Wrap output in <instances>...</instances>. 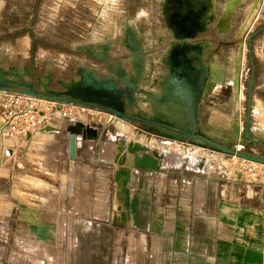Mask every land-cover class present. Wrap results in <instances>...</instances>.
Masks as SVG:
<instances>
[{
  "label": "rangeland",
  "instance_id": "rangeland-1",
  "mask_svg": "<svg viewBox=\"0 0 264 264\" xmlns=\"http://www.w3.org/2000/svg\"><path fill=\"white\" fill-rule=\"evenodd\" d=\"M167 1L0 0V21L4 26L6 25L7 30L13 27L16 35L18 32L16 30L28 26V20L31 30L29 45L23 43L22 39L11 40L9 37L7 40L0 39V43L1 41L13 42L15 50L19 52V55L14 56L15 62L20 65L21 50L27 49L30 53V66H90L98 73L102 72L103 67L109 66L111 80L120 78L122 79L120 80L121 85L131 86L138 74L136 68L139 67L133 66L135 64L132 55L135 52L133 43L136 37L142 36V32L147 34L145 50L149 52L150 47L147 46V43L153 42L158 36L169 37L168 34L172 33L174 28L183 32L184 35L204 28L203 15L205 11L207 12L208 7L206 3L203 5V1H201L199 4L197 2L199 0H173V6L167 7L169 6L166 4ZM228 1L223 0V2ZM223 2L221 1V4ZM263 7L264 0H235L232 12H229L226 5L223 4L217 8V15L222 19H227V22L222 23V28L223 30L231 29V36L232 32L238 30L239 33L248 32V37L251 39L264 26V21L252 23V14L255 17ZM168 10L170 12L167 15L166 11ZM260 14L264 15V11ZM228 16H232V21L226 18ZM168 17L175 20L176 27H173ZM201 23L202 26H200ZM211 27V23L206 24V30L209 31ZM231 36L222 38L223 42H227L228 45H230V41L235 42ZM151 48L157 49L156 46ZM256 48L255 46L254 52L260 54L259 56L261 54L264 56V48L262 46ZM163 49L166 50L167 47ZM247 49L246 44L244 50ZM119 58L127 70L125 74L116 70ZM180 67L144 66L141 75L145 80L144 83L148 86L154 85V88L157 87L156 84L160 86L161 80L182 78L183 74L184 77H198L196 66H183L182 70ZM262 67L264 68V66ZM243 68L241 81L239 80L240 70L237 82L234 81L236 73L231 72L227 79H222L215 92L219 111H224L226 118L233 125L237 124L239 119V109L236 111L237 115L232 109H237L238 101L242 99L240 104L242 130L238 129L237 132L235 130L234 133H231L232 131L224 132L222 127L214 123H210L208 126L200 125L198 119H191L186 122V125L179 126L177 119L163 115L150 120L195 134L200 132L199 135L208 139L251 154L250 149L253 146L247 140L243 130L244 102L247 99L251 71L248 66H243ZM192 88L193 93L189 91L187 98L193 106L199 95H197V87L192 86ZM257 93L264 95V81L258 87ZM94 103L105 105L100 100ZM234 103H236L235 107ZM65 104L71 108L72 116L76 120L81 119L85 123L92 120L96 122L97 126H100L103 121L110 124L109 130L113 134L112 141L107 143L103 136L99 150L104 156L117 151V155H113L110 160L116 163L123 160L122 156L118 155L121 153L118 150H120L119 145L122 141H126V148H130L129 144H134V142L144 148L132 151L133 157L137 153L157 155L158 162L151 165L157 170L159 177L157 205L153 206L151 214L153 229L148 226L142 230L138 228L124 230L120 227L124 221L123 215L115 213L108 216L105 222H109L110 225L105 226L102 224L103 219H99L100 215L95 214L96 217H92L91 214L83 213L88 207L102 206L106 200L105 192L99 193L97 190L92 192L89 185H86V179L100 177V173L96 174V170H93L92 166H85L79 168L77 173V230L71 232L55 230V235H57L55 240L50 243L40 240L44 239L43 224L45 222H56V226H60L56 221L59 215L56 213L52 215V212H57L64 207V200H61L62 202L60 199L54 198L45 200L36 191L22 193V191H26L23 188L30 186L38 188V185L34 181L31 182L29 175H33L32 171L24 167L21 159L18 158L20 155L16 154L13 158L10 151L2 148L0 138V264H181V255H175L172 246H186L191 247L190 250L194 249L192 243H180L177 239L172 238L175 234V229H173L174 220L177 217L175 213L184 207L185 195L183 192L187 186V180L207 175L223 179L233 178L235 175H240L244 180L263 179V163L223 152L197 139L184 137L186 140H182V135L167 129L129 121L98 108L80 104ZM219 111H217L218 115ZM144 119L148 120L149 118ZM62 120L68 124L71 123L68 118ZM133 128L135 129L133 130ZM134 132L136 136H133ZM9 141H15L18 144L22 140L19 142ZM253 148L258 156L264 152L261 146ZM138 164L148 165V163ZM248 166L252 170L246 169ZM12 173L17 178L15 184L20 189V194H26L23 199L25 201L14 202L13 205L11 200L5 199L7 188L11 189V183L6 182V176L7 174L8 176L12 175ZM167 177L168 179H166ZM98 193L101 194V197ZM7 202H10V205ZM29 204L33 206L31 209L24 206ZM131 217L132 215H130ZM30 219L33 220L32 223H29ZM60 237L72 238V244L59 243ZM73 238L76 239V242L73 241ZM194 251L197 252L195 249ZM182 257L185 258V255Z\"/></svg>",
  "mask_w": 264,
  "mask_h": 264
},
{
  "label": "crops",
  "instance_id": "crops-1",
  "mask_svg": "<svg viewBox=\"0 0 264 264\" xmlns=\"http://www.w3.org/2000/svg\"><path fill=\"white\" fill-rule=\"evenodd\" d=\"M172 1H167L166 4L169 5L167 7L173 6ZM201 1L203 5L206 3L208 6L207 12L205 11L203 15L202 30L184 35L183 32L174 28L173 32L168 34L169 37L158 36L153 42L147 43L150 47L149 52L145 50L147 34L142 32L141 37L135 38L133 66L139 67L136 68L138 74L131 86L121 85L120 78L111 80L109 66L103 67L101 73L90 66H30V53L27 49L21 50L20 65L15 62L14 56L19 55V52L15 50L13 42L1 41L0 87H34L40 92L56 93L85 102L94 103L100 100L103 104L121 108L134 117L139 116L150 120L163 115L177 119L179 126L186 125V122L191 119H198L200 125L208 126L222 119L228 121L224 111H219L217 106L215 92L219 83L222 79H227L231 72L236 73L234 76L236 81V77L239 78L237 75L239 70L241 81L243 66H248L251 71V80L248 82L247 99L244 102L243 130L252 146H261L264 151V95L257 93L258 87L264 81L262 67L264 56L254 52L255 46L264 48V26L251 39L248 37V32L239 33L238 30L232 32L231 36V29L223 30L222 23L227 22V19L217 15V8L224 4L227 10L232 12L235 0H227L228 2L199 0L197 2L200 4ZM263 11L264 7L260 13ZM168 12L170 10L166 11L167 15ZM260 13L255 17L252 14V23L264 21L262 20L264 15ZM226 18L232 21V16ZM168 19L173 27H176L175 20L170 17ZM27 23L28 26L16 30L18 32L15 35L13 27L7 30L6 25L4 26L0 21V39L18 38L29 45L30 21L28 20ZM207 23L212 25L209 31L206 30ZM228 35L235 39V42H229L230 45L222 39L227 38ZM246 44L248 49L245 51ZM152 46H156L157 49L153 50ZM189 47L196 50L191 51ZM241 53L242 58L239 64ZM119 59L116 70L125 74L127 70L123 67L125 65L122 64L121 58ZM144 66H181V70L183 66H196L198 77L189 78L184 77L183 74L182 78L161 80L160 86L156 84L157 87L154 88V85L148 86L144 83L145 80L141 75ZM237 66H240L238 71ZM192 86L197 87V95H199L193 106L187 98L189 91L193 93ZM241 101L242 99L238 101L237 109H232L235 115L238 114L236 111L239 109V119L235 118L237 124L233 125L228 121L229 125L226 127L218 125L224 132L234 133L235 130L236 132L238 129L242 130ZM235 105L236 103L234 107ZM217 111L220 112L219 115ZM87 122L97 127V135L95 138L77 136L74 159L69 158L68 155L69 132L66 129L68 123L62 119L55 121L57 132L42 130L27 135L17 148L14 147L15 141L7 142L12 148L11 156L14 158L16 154L20 155L18 158L21 159L24 167L32 171L33 175H29L31 182L34 181L38 185V188L22 187L26 190H21L22 193L36 191L45 200L51 198L60 199V202L64 200V207L57 212H52V215L53 213L59 215L56 221L60 226L57 227L56 222L43 224L45 235H43L44 239L40 240L44 242L50 243L57 238L55 230L69 232L77 230V173L79 168L85 166H92L96 174L100 173V177L86 179V185H89L92 192L94 190L99 193L105 192L106 200L102 206L88 207L83 213L91 214L92 217H96L95 214L100 215L99 219H103L102 224L105 226L110 225L109 222H105L108 216L115 213L123 215L124 221L120 227L124 230L136 228L142 230L148 226L153 229L151 214L153 206L157 205L159 179L157 170L138 165L136 156L133 157L130 151L119 153V157L122 156L123 160L117 163L110 160L113 155H117V151L105 156L101 154L99 150L102 137L104 136L107 143L112 141L110 124L103 121L100 126H97L95 121ZM133 136H136L135 132ZM253 147L250 149L253 152L251 154L256 155ZM259 157H264V152ZM14 175L12 173L6 176V182L11 183V189L7 188L5 199L11 200L12 205L14 202L25 201L23 199L26 196V194H20V189L15 184L17 178ZM186 183L187 186L183 192L184 207L175 213L177 216L173 225L175 234L172 238L180 243H192V248L194 247L197 252L195 253L194 249L190 250L191 247L172 246L174 254L181 255V264H263L264 176L262 180H244L237 175V178L232 180L207 175L193 177ZM7 204L10 205V202ZM24 206L28 209L33 207L30 204ZM130 215H132L131 218ZM32 222L33 220L30 219L29 223ZM73 241L76 242V239L73 238ZM58 242H63V245L72 244V238L60 237ZM184 255L185 258L182 257Z\"/></svg>",
  "mask_w": 264,
  "mask_h": 264
},
{
  "label": "built area",
  "instance_id": "built-area-1",
  "mask_svg": "<svg viewBox=\"0 0 264 264\" xmlns=\"http://www.w3.org/2000/svg\"><path fill=\"white\" fill-rule=\"evenodd\" d=\"M0 117L2 118L0 124L2 148L10 152L12 148L7 144L9 140L19 142L27 135L45 130L47 127H51L48 130L57 132L58 128L55 127L57 119L68 118L71 123L76 121L72 116L71 108L65 103L59 106L58 101L12 90H0ZM100 119L99 117L98 120ZM182 142L185 143V141ZM19 146V143L15 142L14 147ZM246 169L252 170L250 166ZM236 178L237 175L230 179L235 180Z\"/></svg>",
  "mask_w": 264,
  "mask_h": 264
},
{
  "label": "water",
  "instance_id": "water-1",
  "mask_svg": "<svg viewBox=\"0 0 264 264\" xmlns=\"http://www.w3.org/2000/svg\"><path fill=\"white\" fill-rule=\"evenodd\" d=\"M0 90L18 91V92H22V93H29V94H33V95H36V96H39V97L52 99V100L58 101L59 102V106H61V103H70V104H80V105H84V106L98 108V109H101V110H105V111L111 112V113H113L115 115H118V116H120V117H122V118H124L126 120L133 121V122H140V123H145V124L161 127L163 129H167L169 131H172L174 133L182 135L183 137H187V138H191V139H197V140H200L202 142H205L208 145H210L211 147H213L215 149H218V150H221L223 152H227V153L233 154V155H235L237 157H240V158H243V159H246V160L256 161V162H260V163L264 164V157H259V156L253 155V154L240 152L238 150L232 149V148H230L228 146H225L223 144L215 142V141H213L211 139H208V138H206V137H204L202 135L192 133V132H190L188 130H183L181 128L170 126L168 124L161 123V122H158V121H155V120H147V119L131 116V115L127 114L123 109L117 108V107H114V106L99 105V104H95V103L85 102V101L77 100V99H74V98L64 97V96H61V95L56 94V93L40 92V91L36 90L34 87H30V88H27V89H25V88H14V87H0ZM48 129H51V127L45 128V130H48ZM66 129L69 132L68 155H69V158H71V159H74L76 157L77 136L81 135L84 138H95L96 135H97V132H98L97 131V127H95V126H93V125H91L89 123L86 124L85 122H82L80 120H76L73 123H69L67 125ZM88 132H90L91 135H89ZM138 148L144 149L141 146H139ZM135 150H137V149H135V148L134 149H131V148L127 149V151H130V152L135 151ZM151 165H154V164H150V165L149 164L148 165L143 164L142 166L154 168ZM263 264H264V251H263Z\"/></svg>",
  "mask_w": 264,
  "mask_h": 264
},
{
  "label": "bare ground",
  "instance_id": "bare-ground-1",
  "mask_svg": "<svg viewBox=\"0 0 264 264\" xmlns=\"http://www.w3.org/2000/svg\"><path fill=\"white\" fill-rule=\"evenodd\" d=\"M205 14V13H204ZM193 47V46H192ZM192 47H189V49L191 50V51H195L196 49H193ZM241 55H242V53L240 54V56H239V64H240V62H241ZM240 66H237V71H238V68H239ZM238 73V72H237ZM238 75V74H237ZM238 80V77H236V81ZM80 121H82V122H84L83 120H81V119H79ZM215 124H217V125H222V126H228L229 125V122L228 121H226V120H224V119H222V120H220V122L218 121V122H215ZM122 126V125H121ZM122 131V130H121ZM88 134L89 135H91V133L90 132H88ZM136 141V140H135ZM120 142V141H119ZM121 144L119 145L120 147V150H118V152H126V150L128 149V148H126V141H122V142H120ZM118 145V144H117ZM129 147L131 148V149H140V148H138L139 147V145H138V143L137 142H134V144H129ZM118 149V148H117ZM137 150H135V151H137ZM161 154V153H160ZM136 162L137 163H148V164H156L157 162H158V159H157V155H153V154H140V153H137V155H136Z\"/></svg>",
  "mask_w": 264,
  "mask_h": 264
}]
</instances>
